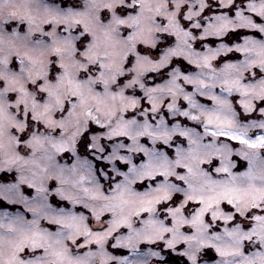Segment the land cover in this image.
Returning <instances> with one entry per match:
<instances>
[{"label":"snow or ice","instance_id":"6c2138e0","mask_svg":"<svg viewBox=\"0 0 264 264\" xmlns=\"http://www.w3.org/2000/svg\"><path fill=\"white\" fill-rule=\"evenodd\" d=\"M0 8V264H264V0Z\"/></svg>","mask_w":264,"mask_h":264},{"label":"rangeland","instance_id":"374dc122","mask_svg":"<svg viewBox=\"0 0 264 264\" xmlns=\"http://www.w3.org/2000/svg\"><path fill=\"white\" fill-rule=\"evenodd\" d=\"M125 254H127V250H125ZM164 254V258L168 264H179L180 256L178 252H171L170 250L165 249ZM150 264H156V258H151Z\"/></svg>","mask_w":264,"mask_h":264},{"label":"clouds","instance_id":"9594fccd","mask_svg":"<svg viewBox=\"0 0 264 264\" xmlns=\"http://www.w3.org/2000/svg\"><path fill=\"white\" fill-rule=\"evenodd\" d=\"M8 11H9V9H7V8H0V18H2L4 15H6Z\"/></svg>","mask_w":264,"mask_h":264}]
</instances>
